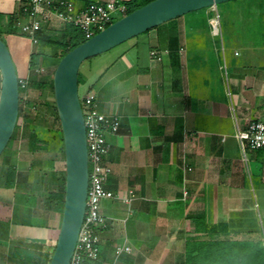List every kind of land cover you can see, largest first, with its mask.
<instances>
[{"label": "crops", "instance_id": "0c3cea01", "mask_svg": "<svg viewBox=\"0 0 264 264\" xmlns=\"http://www.w3.org/2000/svg\"><path fill=\"white\" fill-rule=\"evenodd\" d=\"M19 2L0 0V27ZM53 19L44 28L62 29L64 23ZM186 26L176 18L138 34L119 44L96 74L80 77L98 109L120 119L117 132L106 135L104 160L112 170L105 186L115 196L101 202L107 221L99 231L97 264H186L189 236L204 237L196 231L197 217L207 226L227 221L240 235L253 230L242 222L241 190L256 177L264 182V150L243 148L235 133L264 119V45L253 53L256 41L226 42L211 29L205 51L201 33L188 34ZM8 36L18 77L27 78L36 46L26 35ZM232 43L250 44L251 51ZM23 166L13 186L0 182L3 264H27L13 255L15 247L51 256L61 223L58 204L45 203L38 168ZM119 244L131 250L117 256Z\"/></svg>", "mask_w": 264, "mask_h": 264}, {"label": "water", "instance_id": "95a60500", "mask_svg": "<svg viewBox=\"0 0 264 264\" xmlns=\"http://www.w3.org/2000/svg\"><path fill=\"white\" fill-rule=\"evenodd\" d=\"M224 1L228 0H151L120 16L60 58L53 73V90L64 142L65 193L49 264H69L86 209L89 172L86 126L78 92L81 64L170 19ZM0 73L1 155L15 130L20 106L19 77L10 49L2 38Z\"/></svg>", "mask_w": 264, "mask_h": 264}, {"label": "trees", "instance_id": "16d2710c", "mask_svg": "<svg viewBox=\"0 0 264 264\" xmlns=\"http://www.w3.org/2000/svg\"><path fill=\"white\" fill-rule=\"evenodd\" d=\"M27 1L28 0H20L17 10L10 14L8 23L0 28V32L26 35L16 23L18 20L28 18L26 11ZM94 1L95 0H84L82 7ZM121 1L127 7L126 13H129L151 0ZM55 5L56 3L52 8H57ZM181 17L182 15L176 18ZM116 19L117 17L114 21ZM160 25L161 24L155 27ZM149 30L150 29L144 32H148ZM55 32L58 33L55 34ZM35 35L38 38V43L35 44L36 49L32 51L29 59L30 85L37 88L41 93L46 89H50L54 95L53 73L57 63L66 52L84 42L87 38L83 30L72 22L64 23L62 29L54 32L42 28L38 30ZM46 46H48L50 50H46ZM41 63L54 68H51L47 76L37 77L36 69ZM80 77L79 71V82L81 79ZM44 103L48 104L52 112L55 113L58 126L50 127L49 131L51 132V136H48L46 130H42L36 127L34 122L28 121V126L33 131V136L28 141L29 149L32 152L46 150L53 154L51 157L41 158V162L39 163L32 161L31 169L43 167L51 170H49L51 173L50 175L52 176L54 185L55 183L56 185L49 190L48 196L45 198V203L49 205L53 203L54 206L58 204L62 216L65 193V168L60 170V175L57 177L58 172L55 168V163L58 160L64 161L63 134L55 100H46ZM20 109L21 105L19 106L18 119L20 116ZM17 127L16 123L15 129ZM35 159L36 158L33 160ZM0 160H4L7 164L5 182L9 186H13L14 182H18L20 173L16 163L12 161L8 153V145L0 155ZM194 221L196 231L204 233V237L195 235L189 236L187 240L186 264H264V242L261 238V234L254 233L255 231L253 230H248L240 235L232 231V225L227 221H219L210 226L205 225V222L200 217L195 218ZM12 253L15 257L27 264H49L51 259V256H46L44 258H40V256L35 257V252L20 247H15ZM97 260H86L84 264H97Z\"/></svg>", "mask_w": 264, "mask_h": 264}, {"label": "built area", "instance_id": "2783aa9c", "mask_svg": "<svg viewBox=\"0 0 264 264\" xmlns=\"http://www.w3.org/2000/svg\"><path fill=\"white\" fill-rule=\"evenodd\" d=\"M55 3L57 8H52ZM26 11L28 18L18 20L16 25L37 44L36 32L44 28V25L52 24L53 18L62 23H74L89 38L111 24L117 16L126 14L127 7L121 0H95L83 7L77 6L76 0H28ZM220 22L217 11L211 17L210 24L213 33L222 35ZM223 71L227 80L228 69L225 64ZM28 83V78H19L20 91ZM80 101L86 126L89 182L84 219L69 264H84L86 260L94 261L99 258V231L106 226L107 221L101 210V202L104 198L115 196L105 186L112 170L104 160L110 147L106 135L117 132L120 125L118 116L105 114L98 109L93 93L83 96ZM235 135L243 148L248 146L264 150V119L249 121L246 128H238ZM130 250L131 246L128 244H119L115 251L119 256Z\"/></svg>", "mask_w": 264, "mask_h": 264}, {"label": "rangeland", "instance_id": "374dc122", "mask_svg": "<svg viewBox=\"0 0 264 264\" xmlns=\"http://www.w3.org/2000/svg\"><path fill=\"white\" fill-rule=\"evenodd\" d=\"M217 11L220 14V23L222 28V34L226 42L236 41V40H245V41H256L258 48L252 49V52H262L260 45H264V0H228L221 3H218L216 6L203 7L194 11H190L182 15L181 18L187 20V32L191 34L192 29L197 30L203 36L205 44V51L210 46V36L211 34V16L217 14ZM119 16H117L118 18ZM2 28V26L0 27ZM202 31V32H201ZM58 32H55V34ZM19 36H24L22 34H17ZM220 39L221 35L217 34ZM0 37L8 45L11 55L13 57L17 74L20 75V70L16 65V57L13 54V45L11 44L8 33L0 32ZM136 38V37H135ZM260 42V43H259ZM239 47V50L249 53L251 50L247 47L250 44H235L231 45ZM245 45V46H244ZM253 44L254 46H257ZM115 46L108 51L100 53L98 55L92 56L86 59L80 67V75H90L93 76L97 73L99 67L102 63L111 61L119 51L121 47ZM207 46V47H206ZM233 46V47H234ZM242 46L244 49H242ZM233 49V48H232ZM259 49V50H258ZM50 50V49H48ZM233 51V50H232ZM214 53L210 55L213 58ZM101 64V65H100ZM51 67L44 63H41L36 69L37 77L47 76V73L51 71ZM29 79V77H27ZM0 86H1V73H0ZM85 83L82 81L79 82V96L82 98L85 95ZM21 98V111L20 116L17 122V128L13 132V137L8 143V153L11 156L13 162L16 163L19 173L25 170V165L33 162H41L43 157H51L52 152L46 150H37L32 152L29 149V139L33 136V131L28 126V121L35 123V126L46 130L47 135L51 136L49 131L50 127L58 126V120L54 112H52L51 107L44 103V101H52L54 95L50 89H46L41 93L37 88L30 85L25 89L20 91ZM36 158L35 160H33ZM64 161H57L55 163V168L57 170V177L60 175V170L64 169ZM254 172L256 173L257 169L255 165H252ZM7 164L4 160H0V182H4L6 174ZM50 169L38 167V172L41 173V178L46 187L45 191L51 189L49 184L53 183L52 176L50 175ZM48 185V186H47ZM56 185V183H55ZM53 183V186H55ZM242 196V213L243 219L242 222L246 227L250 226L254 233L261 234V238L264 242V182H259V179L256 177L255 182H247V187ZM4 262L0 259V264Z\"/></svg>", "mask_w": 264, "mask_h": 264}]
</instances>
